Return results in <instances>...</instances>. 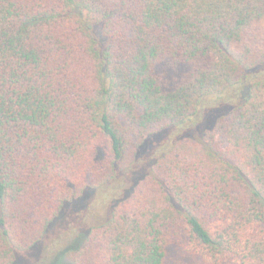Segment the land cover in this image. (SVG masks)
<instances>
[{"label": "trees", "instance_id": "obj_1", "mask_svg": "<svg viewBox=\"0 0 264 264\" xmlns=\"http://www.w3.org/2000/svg\"><path fill=\"white\" fill-rule=\"evenodd\" d=\"M55 229L73 264H264V0H0V264Z\"/></svg>", "mask_w": 264, "mask_h": 264}, {"label": "rangeland", "instance_id": "obj_2", "mask_svg": "<svg viewBox=\"0 0 264 264\" xmlns=\"http://www.w3.org/2000/svg\"><path fill=\"white\" fill-rule=\"evenodd\" d=\"M83 201L81 200L80 204H82ZM95 201L96 200H94V202ZM90 212L94 213V215H99L101 213L99 210H97V208ZM66 216H69V215L67 214ZM89 219L90 217H88V220ZM61 232H62L61 230L57 232L55 229L54 232L51 233L49 239L43 242V244L35 247L31 252H28V255H25L26 257L29 255H31V258L33 257L32 258L33 261L31 264H73L61 256L62 248L66 246L67 244H69L68 241L66 240L67 236L65 235L59 236ZM73 238L74 237H72L70 241H73L74 240ZM59 239H61V241L60 243H57ZM47 248L48 249L51 248L52 253H47L49 252ZM39 253H42L41 260H37ZM28 259L31 260L30 258H27V260H21L19 263L17 262L15 264H29ZM166 264H199V261L195 259L193 256H190L187 253H185L182 248V243L174 238V239H171L168 245V256H167Z\"/></svg>", "mask_w": 264, "mask_h": 264}]
</instances>
